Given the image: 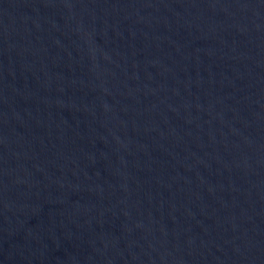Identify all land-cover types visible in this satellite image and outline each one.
Instances as JSON below:
<instances>
[{
    "label": "water",
    "instance_id": "obj_1",
    "mask_svg": "<svg viewBox=\"0 0 264 264\" xmlns=\"http://www.w3.org/2000/svg\"><path fill=\"white\" fill-rule=\"evenodd\" d=\"M0 264H264V0H0Z\"/></svg>",
    "mask_w": 264,
    "mask_h": 264
}]
</instances>
